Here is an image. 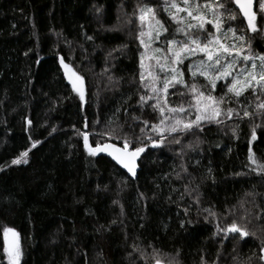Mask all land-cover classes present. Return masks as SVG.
Instances as JSON below:
<instances>
[{"label": "trees", "instance_id": "16d2710c", "mask_svg": "<svg viewBox=\"0 0 264 264\" xmlns=\"http://www.w3.org/2000/svg\"><path fill=\"white\" fill-rule=\"evenodd\" d=\"M163 2L0 0V264H6L3 227L18 234L20 264H153V248L164 264L173 258L179 264H264V172L253 171L257 166L248 160L251 127L264 123L259 118L205 122L202 129L180 133V144L166 140L153 147L144 139L135 179L84 146L83 133L91 147L123 146L117 136L125 134L158 139L140 131L142 121L148 127L158 123L159 113L151 107L154 100L144 107L138 103L146 92L133 12ZM259 2L257 32L246 35L253 51L264 54ZM158 12L166 26L176 27L163 7ZM229 23L247 28L240 16ZM61 58L83 77L84 105L65 81ZM186 66L184 61L180 68L189 86L208 85L193 79ZM216 84L212 94L219 97L227 82ZM245 97L255 103L250 92ZM167 99L172 107L187 108L191 94L176 85ZM256 135L251 147L264 163V127ZM25 151L27 163H11ZM233 220L256 235H214L217 226Z\"/></svg>", "mask_w": 264, "mask_h": 264}, {"label": "snow or ice", "instance_id": "6c2138e0", "mask_svg": "<svg viewBox=\"0 0 264 264\" xmlns=\"http://www.w3.org/2000/svg\"><path fill=\"white\" fill-rule=\"evenodd\" d=\"M232 4L239 8V13L231 7ZM160 7H163L170 20L176 24L174 29H170L159 18ZM259 8L264 13V0H260ZM96 11L99 13L100 9L97 8ZM241 14L247 22V28H233L229 22L236 21ZM133 16L139 21L136 39L144 50L140 53L139 78L140 86L146 94L140 95L138 103L144 107L149 101L154 100L155 103L151 104V107L153 111L159 113L158 123H152L148 127L149 121H142L145 127H142L140 131L143 134L147 130L156 134L158 139H152L148 135L143 139L141 137L130 139L125 134L123 137L117 136L123 140L122 147L99 142L95 147H91L88 134L83 133L84 146L90 155L107 153L117 164L135 176L137 158L147 147L143 143L144 139L151 141L153 147L160 146L166 140L180 144V133L186 134L195 129H202L205 122L223 125L224 120L221 117L239 120L259 118L264 122V54H256L253 51L250 38L246 35L247 31L257 32V14L253 11V0H203V3L200 0H164L162 6L139 5L134 10ZM132 22L131 19L128 21L129 24ZM206 25H211L215 31L206 28ZM177 33L183 38L177 39ZM87 39L93 38L87 37ZM161 40L164 47L154 46ZM198 55L199 59L191 60L186 66L187 71L193 79L204 77L208 85H211L210 89L208 85L198 83H192L189 86L184 79V71L180 68L186 59ZM60 64L73 89L79 94L80 99L84 100L83 77L73 71L63 58ZM228 78L230 83L226 85V91L219 97L214 96L212 92L217 87L216 81ZM176 85H184L191 94L187 108L183 103L176 107L170 106L167 99L169 89ZM246 92L251 93L255 103L245 97ZM181 96H184V93H181ZM229 101L237 103L238 107H221ZM132 119L135 121L141 118L133 116ZM259 127H264V123L253 124L251 127L248 160L257 166L253 171L258 169L264 172V163L259 162L251 147L252 141L257 139L256 129ZM238 129L239 124L232 129L234 136ZM134 144L141 146L133 147ZM187 147L192 148V145L189 144ZM27 155V151L22 152L11 163L19 164L22 160L27 163ZM177 175L179 177V174ZM114 203L117 202L114 201ZM210 215L216 214L210 213ZM241 219L244 217L242 216ZM217 227L218 233L223 232L225 235L239 233L241 238L256 235L250 232L247 226H240L236 220L224 228ZM3 234L4 253L8 264H20L18 234L11 228H5ZM133 251L140 250L133 245ZM260 251L264 253V241H261ZM158 252V249L153 248V264H164V261L157 258ZM140 255L146 258L144 252L141 251ZM260 260L264 262V255L260 256ZM167 264H179V261L173 258Z\"/></svg>", "mask_w": 264, "mask_h": 264}, {"label": "water", "instance_id": "95a60500", "mask_svg": "<svg viewBox=\"0 0 264 264\" xmlns=\"http://www.w3.org/2000/svg\"><path fill=\"white\" fill-rule=\"evenodd\" d=\"M258 0H253V11L255 12L256 11V3H257ZM235 10L239 13V8L233 4ZM240 17L245 20L242 16V14L240 15ZM246 21V20H245ZM105 144V143H103ZM107 144H115L113 142H107ZM117 147H122V146H119L117 144H115ZM97 157H104V158H107L110 162H112L119 170H121L123 173H125L129 178L131 179H135L136 176H137V172L139 170V157L137 158V168H136V175L133 176L132 174L128 173L127 169L123 168L121 165L117 164L113 159L112 157H110L109 155H107V153H97L96 154ZM3 230H2V236L4 237V234H3ZM232 234H235V233H232ZM3 252H4V247H3ZM262 255H264V253H262ZM5 253H4V257H5ZM6 264H8V261L7 259L4 260Z\"/></svg>", "mask_w": 264, "mask_h": 264}, {"label": "rangeland", "instance_id": "374dc122", "mask_svg": "<svg viewBox=\"0 0 264 264\" xmlns=\"http://www.w3.org/2000/svg\"><path fill=\"white\" fill-rule=\"evenodd\" d=\"M259 4H260V2H259ZM256 10H257V3H256ZM256 12V11H255ZM215 31V29H213V32ZM160 47V46H159ZM144 51V50H143ZM200 58V56L198 55L197 57H193V58H189V59H186L185 61H187V65L191 62V60H193V59H199ZM59 64H60V62H59ZM60 67H61V70H62V72H63V75H64V78H65V81L69 84V86L71 87V89H73V86H72V84H71V82L69 81V78H68V76L65 74V70H64V68L61 66V64H60ZM200 78H202L205 82H207V80L204 78V77H202V76H200ZM221 80H226V82H227V84L228 83H230V78H228V79H221ZM219 80H217L216 81V83L218 82ZM208 83V82H207ZM210 88H211V85H210ZM83 89H84V100H81L80 99V101H81V104L82 105H84V103H85V87H84V84H83ZM74 90V89H73ZM75 91V90H74ZM76 92V91H75ZM77 93V92H76ZM78 94V93H77ZM78 96H79V94H78ZM79 98H80V96H79ZM194 118V117H193ZM254 165V164H253ZM254 166H256V165H254ZM4 227L2 228V230L4 231ZM216 233H217V235H219L220 237H222V238H226V237H228L230 234H228V235H225L223 232H219L218 233V229L216 230ZM6 259V256L4 257V260Z\"/></svg>", "mask_w": 264, "mask_h": 264}]
</instances>
